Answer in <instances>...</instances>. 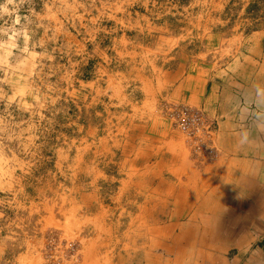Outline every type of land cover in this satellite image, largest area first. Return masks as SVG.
Masks as SVG:
<instances>
[{
  "label": "rangeland",
  "instance_id": "1",
  "mask_svg": "<svg viewBox=\"0 0 264 264\" xmlns=\"http://www.w3.org/2000/svg\"><path fill=\"white\" fill-rule=\"evenodd\" d=\"M254 30L264 0H0V264H185L207 169L163 107Z\"/></svg>",
  "mask_w": 264,
  "mask_h": 264
},
{
  "label": "crops",
  "instance_id": "2",
  "mask_svg": "<svg viewBox=\"0 0 264 264\" xmlns=\"http://www.w3.org/2000/svg\"><path fill=\"white\" fill-rule=\"evenodd\" d=\"M201 75L200 91L190 77L191 91L178 96L215 120L218 153L201 165L207 172L189 212L185 198L169 197L162 227L169 242L161 246L185 264H264V30L248 33L229 60Z\"/></svg>",
  "mask_w": 264,
  "mask_h": 264
},
{
  "label": "built area",
  "instance_id": "3",
  "mask_svg": "<svg viewBox=\"0 0 264 264\" xmlns=\"http://www.w3.org/2000/svg\"><path fill=\"white\" fill-rule=\"evenodd\" d=\"M163 112L184 136L192 159L202 165L216 157V122L202 108L181 102H167Z\"/></svg>",
  "mask_w": 264,
  "mask_h": 264
},
{
  "label": "bare ground",
  "instance_id": "4",
  "mask_svg": "<svg viewBox=\"0 0 264 264\" xmlns=\"http://www.w3.org/2000/svg\"><path fill=\"white\" fill-rule=\"evenodd\" d=\"M159 209V208H158Z\"/></svg>",
  "mask_w": 264,
  "mask_h": 264
}]
</instances>
